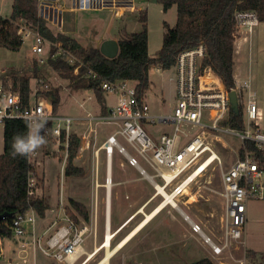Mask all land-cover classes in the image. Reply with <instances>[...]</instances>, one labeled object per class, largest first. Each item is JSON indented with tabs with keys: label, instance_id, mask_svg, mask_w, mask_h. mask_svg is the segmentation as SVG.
<instances>
[{
	"label": "rangeland",
	"instance_id": "obj_1",
	"mask_svg": "<svg viewBox=\"0 0 264 264\" xmlns=\"http://www.w3.org/2000/svg\"><path fill=\"white\" fill-rule=\"evenodd\" d=\"M13 2L14 0H0V12L3 15H12ZM139 3L141 11L147 14L149 53L156 55L163 43L164 22L170 26L175 25L177 8L174 5L164 11L162 3L154 0H140ZM70 6L67 1L65 5L62 1L59 2V7L63 9L62 25L52 22H49V25L54 32L64 31L84 45L100 47L106 39L128 37L130 33L140 31L142 28V22L139 20L140 11L128 12L122 17H116L113 9L74 10ZM248 37L242 56L235 51L234 76L241 82H249L250 87L243 88L242 94L245 102L249 98L256 99L261 109L257 122L264 129V21L258 20ZM32 44L31 39L25 38L18 50L0 47V69L16 68L23 69L27 74L32 73L36 59L40 56L45 59L47 57L46 53L42 55L34 53ZM36 68L37 75L44 76L50 82L52 89L59 94L58 114L97 115L104 105L111 107L117 103L116 93L104 91L102 98L99 99L93 89L79 88L71 84L68 79L59 75L49 62L40 64ZM175 73L174 67L163 70L152 66L149 69L150 84L147 95L151 107L164 113L171 111L176 101ZM34 83L35 78L32 80V84ZM95 125L98 137L96 146H98L114 131L116 125L112 123ZM77 130L81 132L80 128ZM220 137L221 141L213 140V147L220 156L221 162L211 163L187 186V191L176 197L178 204L188 216L216 242H221L223 233L221 226L225 203L222 195V172L238 158L241 146L240 138L234 134L223 132L220 133ZM45 139L47 143L37 150L38 154L34 162L41 161L39 169L42 175H38L40 179L38 186H42L46 177L44 194L46 201L50 203L46 216L52 219L60 212L58 201L63 184L62 195L66 209L69 206V198L72 197L82 202L89 214V219L83 220L81 213L74 209L70 210L81 222L85 221L89 226L84 247L88 253L93 252L97 245L98 250L86 264H96L105 255L103 244L107 231L108 193L105 186L107 183L105 151L101 152L99 163L95 161L93 149L88 150L82 157L77 156L75 161L84 168V174L66 176L62 168L63 154L57 151V145L52 138L48 136ZM3 149L4 125L0 123V153ZM112 159L110 226L111 234L113 236L116 234L115 237L111 236L113 246L145 217L146 212L151 211L164 198L161 194L155 195L157 189L154 184L141 173L139 168L131 165L123 153L116 149ZM148 169L152 172L149 167ZM157 179L160 184L163 183V179ZM152 197L153 199L144 209L145 213L138 212V215H134L138 208ZM41 219L42 216L37 214V220ZM3 241L2 250L5 255H0V264L10 256L8 252L13 245L9 238ZM242 242L243 244L239 245L233 242L221 255L213 256L210 254V245L203 235L195 232L191 222L177 208L168 204L119 250L110 264H186L206 255H209L208 257H211L216 264H221V261L225 264H238L236 259L243 257L246 264H264V198H250L247 201ZM86 257L87 254L83 255L76 264L85 262ZM40 259L47 260L49 264H67L42 254ZM14 261L22 264L16 258ZM27 264L33 263L30 261Z\"/></svg>",
	"mask_w": 264,
	"mask_h": 264
},
{
	"label": "built area",
	"instance_id": "obj_2",
	"mask_svg": "<svg viewBox=\"0 0 264 264\" xmlns=\"http://www.w3.org/2000/svg\"><path fill=\"white\" fill-rule=\"evenodd\" d=\"M71 4V9H113L116 17H122L128 12L141 11L140 0H37L39 16L49 22L62 25L63 9L59 2ZM236 17L239 26L250 32L257 24L258 17L255 11L238 12ZM240 28V27H239ZM8 29L15 31L22 40L31 39L32 51L36 54H47L36 59L37 63L45 64L48 58L57 59L62 55L69 64L74 65V72L84 65L83 61L61 41H52L39 28L32 27L27 19H14L11 15L0 12V36ZM55 48L52 51V48ZM205 46H198L181 51L176 59V102L167 113H154L150 103L139 94L135 84L129 80H103L104 91L118 95L116 105L107 112L98 115L86 114L82 119L71 115H61L54 111L52 102L41 92L52 90L50 82L39 75L32 84L30 99L24 103L21 93L14 88V76L23 75V69H0V123L4 124L7 118L29 117L46 119L42 130L45 137L52 138L57 145V151L63 154L62 168L65 169L70 152L71 137L76 122H86L88 129L81 135V142L77 148V156H83L87 150L93 149L96 161L100 151L104 149L107 159L113 158L115 150L123 153L128 162L140 169L143 175L149 176L152 182L159 183L157 178L168 192L179 195L184 192L183 184L192 173L212 156L213 160L221 158L213 147V140L221 141L220 133L234 134L241 140L244 147L243 154L238 155L235 162L222 172L224 197V216L222 218V239L216 242L204 233L202 227L192 221L195 232L201 233L211 247L213 256L217 257L233 242L243 244L242 237L246 223V203L250 198H264V160L249 148L248 143L264 153V129L257 122L261 109L255 98L246 102L242 89L250 87L249 82L235 79V87L227 89L222 79L207 80L203 67ZM215 72V71H213ZM216 73V72H215ZM93 77L97 73L90 70ZM217 74V73H216ZM235 90L238 96L239 107L243 109L244 128L231 127L224 122L234 112L230 102L229 92ZM97 123L116 124L117 128L98 146ZM240 146V147H241ZM38 151L30 156L34 162ZM210 165V164H209ZM208 165V166H209ZM147 166V167H146ZM148 167L152 170L149 171ZM168 174H171L170 180ZM38 173L29 179V186L38 187ZM155 186V185H154ZM61 193L58 201L62 222H51L42 229H37V212L30 209L18 213L9 226L13 236L22 249L32 245L45 256L59 262L76 264L88 251L84 247V240L89 230L85 221L78 222L71 218L64 205ZM156 187V186H155ZM169 189V190H168ZM177 197V196H176ZM189 217V216H188ZM85 259V260H86ZM238 264H246L245 257L236 259ZM225 264L224 261L220 262Z\"/></svg>",
	"mask_w": 264,
	"mask_h": 264
},
{
	"label": "trees",
	"instance_id": "obj_3",
	"mask_svg": "<svg viewBox=\"0 0 264 264\" xmlns=\"http://www.w3.org/2000/svg\"><path fill=\"white\" fill-rule=\"evenodd\" d=\"M157 1L162 3L164 11L175 5L177 21L174 26L164 22L163 43L156 55L149 53L147 14L143 11L139 13V20L142 22L141 30L130 33L128 37L118 38L119 53L112 58L104 55L98 46L84 45L77 38L62 31L54 32L49 21L39 16L37 0H14L11 16L14 19L21 17L27 19L32 27L39 28L50 40L61 41L65 48L77 55L84 63L77 74L74 72V65L69 64L62 55L57 59L49 57L48 62L59 75L68 79L74 86L93 89L99 99L104 93L103 80L124 79L135 84L139 94L146 97L150 84L149 69L152 66L163 70L169 69L174 66L181 51L199 44H203L206 51L203 67L215 71L227 89L235 87V40L239 28L236 14L255 11L258 20L264 21V0ZM22 44V38L12 29H8L0 36V47L18 50ZM54 50L53 47L52 51ZM37 66L39 65L36 61L32 73L14 76V88L20 91L24 103L30 99L32 80L38 77ZM90 70L97 73V77H93ZM213 71H210L211 74L219 80ZM41 93L52 102L54 111L57 112L59 94L53 89ZM224 123L231 127L244 128L242 106L240 105L238 112H231L230 117ZM3 125L4 149L0 153V214L7 212L8 216L0 220V255L2 254V241L13 236L9 224L18 213L32 208L43 217L49 207L45 200L37 195L36 187L29 186L30 177L33 174L37 175L36 165L30 162V157L19 155L13 157L11 154L13 136L27 134L26 120L7 118ZM79 143L80 137L74 133L71 137L70 152L64 169L66 176L84 174V168L75 161ZM248 145L264 160V153L259 151L253 143L249 142ZM243 150L244 147L241 146L239 155L243 154ZM73 209L83 215V220L89 219L84 204L70 197L66 212L71 218L81 222L75 214L70 212ZM186 264L216 263L210 257L205 256Z\"/></svg>",
	"mask_w": 264,
	"mask_h": 264
},
{
	"label": "crops",
	"instance_id": "obj_4",
	"mask_svg": "<svg viewBox=\"0 0 264 264\" xmlns=\"http://www.w3.org/2000/svg\"><path fill=\"white\" fill-rule=\"evenodd\" d=\"M176 24V23H175ZM59 26H61V25H59ZM62 32H64V31H62ZM66 33V32H65ZM241 35H243V33H241ZM249 35V34H248ZM250 37V36H249ZM249 37L247 38V39H244L243 37H237L236 38V40H235V51H236V53L238 54V55H241L242 56V54L245 52V47H246V44H247V40H249ZM115 39H118L117 37H115ZM218 75V74H217ZM176 78H174V81H175V97H176V80H175ZM146 100L149 102V100H148V95H147V93H146ZM176 102V101H175ZM174 105H175V103H174ZM173 105V106H174ZM112 107V106H111ZM110 106H107V105H104L103 107H102V109H101V112L99 113V114H101V113H105L108 109H110L111 108ZM173 108V107H172ZM151 109H152V111L154 112V113H164L162 110H159V109H156V108H153V107H151ZM98 115V114H97ZM86 116V114L85 115H82V116H74V117H76V118H80V119H82V118H84ZM116 125V124H115ZM75 130H76V133L79 135V137H80V142H81V135L88 129V124L86 123V122H76L75 123ZM77 128L79 129H81V132H78V130H77ZM116 128H117V126L115 127V129H114V131L116 130ZM111 134V133H110ZM107 138V137H106ZM105 138V139H106ZM104 139V140H105ZM104 140H102V141H104ZM101 141V142H102ZM80 144V143H79ZM104 149H101V151H100V155H101V152L103 151ZM105 151V150H104ZM88 152V150L85 152V154ZM84 154V155H85ZM93 154H94V152H93ZM83 155V156H84ZM105 156H106V152H105ZM82 157V156H81ZM94 158H95V155H94ZM100 159H101V157L99 156V160L98 161H96V158H95V161H96V163L98 162L99 163V161H100ZM106 160H107V180H108V178L110 177L111 178V176L113 175L112 174V169H113V167H112V165H113V163H112V161H113V159L112 160H108L107 159V156H106ZM41 161L39 160V162L36 164V168H37V173H38V175H40L41 173H40V169H39V165L41 164L40 163ZM98 172V174H99V170L97 171ZM42 175V174H41ZM145 176V175H144ZM146 178H148L149 179V177H147V176H145ZM150 180V179H149ZM151 181V180H150ZM111 182H112V185H113V181L111 180ZM45 185H46V177H44V180H43V183H42V186H38L37 187V189H36V193H37V195L38 196H40V197H42L44 200H45V202L48 204V206L50 205V203L49 202H47L46 201V195L44 194V188H45ZM105 186L107 187V193L109 192L110 193V196H111V189H112V186H111V188H108V186L105 184ZM49 187V186H48ZM43 189V190H42ZM44 194V195H43ZM156 195V194H155ZM158 195V194H157ZM153 199V197L152 198H150V199H148V201H146L144 204H142L139 208H138V210H137V212L136 213H134V215H136L138 212L140 213V212H142V211H139L140 210V208H143V209H145L146 207H147V205L149 204V202L151 201ZM110 200H111V198H110ZM110 207H111V203H110V205H109V213H108V207H107V219L109 218V220H107V221H109V228H108V232L106 231V235H105V242H104V247H105V243H106V241L107 240H109V243H110V245L112 246V242H111V238L112 237H115L116 236V234L113 236V234H111L112 235V237L111 238H107V234L108 233H111V226H110ZM48 210V209H47ZM46 210V211H47ZM183 210V209H182ZM184 211V210H183ZM144 212V211H143ZM150 212V211H149ZM185 212V211H184ZM185 214H187L186 212H185ZM138 215V214H137ZM48 216V215H47ZM46 216V213H45V215L42 217V219L41 220H37V229H42V228H44V227H46L47 225H49L51 222H53V221H55V220H59V223H61L62 222V218H61V214H59V213H57V215L55 216V218H52V219H50V218H48ZM132 216V215H131ZM130 216V217H131ZM129 217V218H130ZM190 217V216H189ZM128 218V219H129ZM127 219V220H128ZM126 220V221H127ZM107 221H106V229H107ZM125 221V222H126ZM193 221V220H192ZM192 221H190L191 222V225H192ZM124 224V223H123ZM123 224H121V226L123 225ZM127 225V224H126ZM119 228V227H118ZM117 228V229H118ZM10 239V241L13 243V245H12V247H11V250H10V252H8L9 253V257L8 258H6L5 260H4V263L3 264H19V263H17V262H15L14 261V259L16 258V259H18L19 261H21V263L22 264H27V263H29L30 261L33 263V264H49L48 263V261L47 260H41L40 259V254H42L41 252H39V251H37V250H34V248H33V246L32 245H30V246H28V247H26L25 249H22L21 247H20V245H19V243H17V239H15L14 238V236H12L11 238H9ZM4 242V241H3ZM2 242V243H3ZM4 244V243H3ZM2 244V245H3ZM126 245V244H125ZM124 245V246H125ZM114 246V245H113ZM123 246V247H124ZM122 247V248H123ZM96 248H97V250H98V245L96 246ZM121 249V248H120ZM119 249V250H120ZM210 249H211V247H210ZM96 250V251H97ZM119 250L111 257V259H110V262H111V260L114 258V256H116L117 254H118V252H119ZM94 251V250H93ZM95 251V252H96ZM210 251V250H209ZM94 252V253H95ZM93 253V254H94ZM210 254H212L213 255V253H212V250L210 251ZM1 255H5V253H4V251L2 250V254ZM42 255H44V254H42ZM207 256V255H206ZM209 256V255H208ZM207 256V257H208ZM201 258V257H200ZM211 258V257H210ZM91 259V258H90ZM90 259H87L85 262H83L82 264H86ZM212 259V258H211ZM68 264V263H67ZM110 264V263H109Z\"/></svg>",
	"mask_w": 264,
	"mask_h": 264
},
{
	"label": "bare ground",
	"instance_id": "obj_5",
	"mask_svg": "<svg viewBox=\"0 0 264 264\" xmlns=\"http://www.w3.org/2000/svg\"><path fill=\"white\" fill-rule=\"evenodd\" d=\"M238 32L243 33V35L238 34ZM248 34H250V31L246 28L240 27L237 29V37H243L244 39L248 38ZM204 77L207 80H212V79H217L215 76H213L211 74V72L206 69L204 71ZM212 156L208 161H206L205 163H203L198 169H196L191 177L186 180V182L183 184V186H187L186 184L191 183L201 172H203L209 164H211V161L213 160ZM147 176V175H145ZM149 177V176H147ZM171 174H168V179L170 180ZM150 180H152L149 177ZM152 182V181H151ZM153 183V182H152ZM154 184V183H153ZM106 185L108 186V188H111L112 186V182H111V178L109 177L107 180ZM156 187V195L157 194H161L163 196V200L157 205L155 206L150 212H144L145 213V217L133 228L131 229L124 237H122L114 246H111L109 243V240L106 241L105 243V255L104 257L99 260L98 263L96 264H109L110 263V259L111 257L120 249L122 248L125 244H127L143 227H145L155 216H157L162 210L163 208H165V206H167L168 204L172 205L173 207L177 208L186 219H188L189 221H192V219L190 217H188V214H185V212L182 210L181 206L178 204L177 200H176V194L170 193L167 191V189L165 188V186H163L160 183H155L154 184ZM187 191V188H184V192ZM181 194V193H180ZM111 203L110 200V193L108 192L107 195V207H108V213H109V205ZM139 211H144L143 208H140ZM109 220V218L107 219ZM108 228H109V221H107V232H108ZM111 233L107 234V238H111ZM97 250V248L95 247L93 252H89L88 258L90 259L93 256V253Z\"/></svg>",
	"mask_w": 264,
	"mask_h": 264
},
{
	"label": "clouds",
	"instance_id": "obj_6",
	"mask_svg": "<svg viewBox=\"0 0 264 264\" xmlns=\"http://www.w3.org/2000/svg\"><path fill=\"white\" fill-rule=\"evenodd\" d=\"M46 124V119L43 117H29L26 120L27 134L21 135L16 134L12 139V156L17 155L30 157L38 149L43 147L47 141L43 135H41L42 130Z\"/></svg>",
	"mask_w": 264,
	"mask_h": 264
},
{
	"label": "water",
	"instance_id": "obj_7",
	"mask_svg": "<svg viewBox=\"0 0 264 264\" xmlns=\"http://www.w3.org/2000/svg\"><path fill=\"white\" fill-rule=\"evenodd\" d=\"M157 1V0H154ZM100 50L101 52L106 55L107 57H115L119 53V42L118 39H106L100 44ZM230 96V102L232 105V109L234 112L239 111V102H238V96L235 90H231L229 92ZM8 216L7 212H4L0 214V220L5 219Z\"/></svg>",
	"mask_w": 264,
	"mask_h": 264
}]
</instances>
